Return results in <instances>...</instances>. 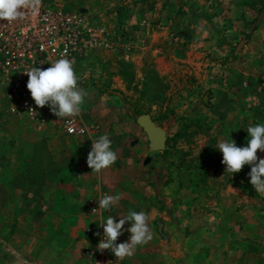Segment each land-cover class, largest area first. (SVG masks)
Instances as JSON below:
<instances>
[{
	"label": "rangeland",
	"instance_id": "1",
	"mask_svg": "<svg viewBox=\"0 0 264 264\" xmlns=\"http://www.w3.org/2000/svg\"><path fill=\"white\" fill-rule=\"evenodd\" d=\"M44 1L50 8L60 4L64 10H82L91 24L105 29L111 46L100 44L77 62L79 87L87 93L79 116L90 126L82 138L61 132L55 114L50 128L42 132L19 116L11 114L12 118H8V102L0 86V128H4L0 130V177L8 176L12 170L16 175L22 173L20 176L26 180L49 174L51 188H55L58 183H66L77 166H88L91 139L108 134L118 159L95 174L104 175L117 192L129 191V198L134 193L142 198L144 190H148L156 208L163 209L168 204L170 217L187 223L183 234L187 236L189 253L220 256L223 264H264V195L257 192L258 197L247 196L243 186L231 180L237 173L226 172L223 154L216 147L221 140L232 138L237 146H246V127L264 124V15L253 28L259 0H242L246 2V12L241 14L242 19L236 16V21L226 17L231 6L224 0ZM134 10L147 16L150 34L146 46L127 37L124 19ZM190 13L197 15L194 24L201 28L202 19V29L208 31L202 44L186 43L190 27L186 31L183 19ZM218 16L223 26L231 24L235 43L226 37L230 30L213 24L212 19ZM169 18L172 30L164 23ZM254 32L260 37L250 44ZM234 60H239L238 72L249 76L251 83L248 78L230 77L228 68ZM142 113L150 114L166 131L163 150L148 147L146 134L135 121ZM257 155L264 158V151ZM146 158L149 161L145 164ZM145 171L154 186L141 183ZM124 173L136 177L128 187L120 189V181L115 182V178ZM174 178L180 180V185L187 184L190 192L178 191L172 184ZM183 200L188 206L178 203ZM217 213L230 226L237 220L241 224L250 222L252 232L243 236L237 250L232 243L216 239L210 224ZM45 220L35 224L40 233ZM163 220L166 216L162 215L159 221ZM162 229H158L160 234ZM26 231L16 229L12 221L0 229L4 239L0 238L1 264H8L4 256H11L17 264H27L25 256H31L37 238ZM51 248L53 253L58 248L54 241ZM51 254L44 252V256ZM234 256H238L236 262Z\"/></svg>",
	"mask_w": 264,
	"mask_h": 264
},
{
	"label": "crops",
	"instance_id": "2",
	"mask_svg": "<svg viewBox=\"0 0 264 264\" xmlns=\"http://www.w3.org/2000/svg\"><path fill=\"white\" fill-rule=\"evenodd\" d=\"M224 2L229 3L231 6V12H228L227 18L236 21L237 18L235 17L239 16L242 19L241 17L246 12V2L242 0H224ZM196 16V14L190 13V17L188 15L183 19L186 22V31L190 27L186 43L200 41L202 44L207 37L208 31L202 29L203 20L201 19L200 21L202 23L201 28L194 24L197 21L194 19ZM256 16L257 13L255 14ZM221 19V16L212 19L216 28L222 29L224 21ZM147 23L149 24L145 14L137 13L135 10L131 11L124 19V24H126L124 26L128 29L129 33L127 37L129 39L132 38L133 43L138 42L142 46H146L145 43L148 44L150 34V25L148 26ZM164 23H166V26L168 24V27L172 30L170 18ZM228 25L230 26H223L227 30H230L229 34L226 33V37L228 41L235 43L236 40L234 32L231 30V24L228 23ZM162 28L165 29L167 27ZM168 34L167 31L166 36ZM258 36L260 37V35L254 32L250 44L254 43ZM114 38L115 36H113ZM239 64V60H234L231 63L228 68L230 77L241 80L248 78V82L251 83L249 76L245 77L242 71L238 72L236 67ZM5 113V116L12 118L7 109ZM3 129L0 128V130ZM84 165L87 164L84 162ZM12 172L8 176L0 177V229H4L7 222L10 224L12 221L13 224H16V229L19 231L26 229L28 235L33 236L35 239L37 238V245L36 248L31 250V256L24 257L27 264H85V248L96 245V234L88 236L86 234V227L99 221L102 217L105 218L103 214L89 215L85 208V201L95 194L104 193L120 196L118 203L111 208V215L116 218L117 222L121 218L120 216L127 215L130 210L144 211L150 216L148 223L153 232L152 240L145 245L137 246L134 254L130 257H125L120 264H223L220 256H193L189 253L186 250V247L189 245L186 239L187 236L183 234L187 223L176 219L175 216L171 218L170 215L172 213L168 210V204L163 206V209L156 208L153 204L152 194L148 190H144L142 198H137L135 193L134 195L132 194L133 198H129V195H131L129 191L126 190L124 192L121 190V192H117L104 175H101V177L96 175L89 166H77L71 176L65 179L66 183H58L55 188H51L52 181L50 182L49 174H46L44 177L40 175L38 179L33 178L32 182L17 185V182L20 181L19 175H16V170H12ZM143 174L145 180L141 183H151L154 186V182L152 183L149 179L148 171H145ZM134 177H136L135 174H120L115 178V182L119 180L120 186L118 187L123 189L128 187V182L134 180ZM173 182L176 184L177 190L183 192V194L190 192L187 184L180 185L178 178H174L172 184H174ZM115 186L117 187V184ZM178 203L188 206L184 200L178 201ZM162 215L163 217L166 216V220L159 221ZM223 217V215L220 216L217 213L210 227L214 230L217 240L221 241V243H232L235 251L241 245L243 236L252 232L248 227L250 222L241 224L237 220L236 222L234 221L235 224L230 226V223L226 222ZM167 219L168 225L166 223ZM42 220H45V223L40 233L36 230L37 226L35 224L37 221ZM158 222L162 223L163 234H160L158 230ZM130 223L127 222L125 224V229L130 226ZM167 228L169 229L168 232H166ZM43 231L48 232L50 236L46 237ZM129 236L130 233L124 231L118 237L117 243L128 240ZM5 241L7 242L8 240ZM53 241L58 246L55 253H53L54 249L51 248ZM46 250L52 253L51 256H44ZM4 257L8 261V264H17L11 256ZM237 258L234 256V262H236Z\"/></svg>",
	"mask_w": 264,
	"mask_h": 264
},
{
	"label": "built area",
	"instance_id": "3",
	"mask_svg": "<svg viewBox=\"0 0 264 264\" xmlns=\"http://www.w3.org/2000/svg\"><path fill=\"white\" fill-rule=\"evenodd\" d=\"M100 44L111 46L105 29L91 24L82 10H64L60 4L50 8L49 3L44 0L36 15L25 10L23 19L11 23L0 20V86L5 90L7 111L25 119L36 131H47L54 113L48 105L43 108L35 105L27 88L29 77L25 71L32 67H50V62L59 59L61 53H64L73 61L80 86L81 74L77 69V62ZM31 108L36 109V117L29 111ZM58 123V128L67 136L82 138L89 133L90 126L79 115L61 119L58 117ZM69 128L73 131L69 132ZM101 195L95 194L85 201L89 215L103 214L105 217L86 227L88 236L98 231L101 236L96 235L95 246L85 248V264H120L122 260L117 259L110 249L97 251V245L103 238V228L98 224L111 215V210L98 208ZM94 208H97L95 213Z\"/></svg>",
	"mask_w": 264,
	"mask_h": 264
},
{
	"label": "clouds",
	"instance_id": "4",
	"mask_svg": "<svg viewBox=\"0 0 264 264\" xmlns=\"http://www.w3.org/2000/svg\"><path fill=\"white\" fill-rule=\"evenodd\" d=\"M42 0H0V20L8 23L23 19L25 10L32 15L38 14ZM67 51V50H65ZM47 68L32 67L25 71L29 77L27 88L31 93L35 105L43 108L48 105L59 119L76 117L81 111L87 93L78 86L79 77L76 74L73 61L61 53L59 59L52 60ZM34 117L38 115L35 108L29 109ZM71 122V121H69ZM248 132L246 146H237L235 140H221L216 147L222 152V163L226 166L227 173H237L244 165H251L248 173L250 183L261 195H264V158L257 155L258 150L264 151V124L257 123L246 127ZM69 132L73 129L69 128ZM92 147L87 155V164L92 172L99 173L113 165L118 159V154L111 147L112 140L108 134L92 138ZM120 200L119 195L104 193L98 199V208L111 210ZM97 208L93 209V213ZM117 222L111 215L98 225L103 228V238L97 245V251L103 252L110 249L117 259L123 260L134 254L137 246L145 245L153 238L149 226L150 216L144 211L130 210L127 215L120 216ZM131 222L125 229V224ZM124 231L130 233L128 240L117 243ZM97 236H101L98 231Z\"/></svg>",
	"mask_w": 264,
	"mask_h": 264
},
{
	"label": "water",
	"instance_id": "5",
	"mask_svg": "<svg viewBox=\"0 0 264 264\" xmlns=\"http://www.w3.org/2000/svg\"><path fill=\"white\" fill-rule=\"evenodd\" d=\"M206 95L203 100L206 101ZM138 126L142 128L146 134L148 140V146L151 150L160 151L163 150L166 146L167 133L166 131L158 126L151 118L150 114L142 113L138 115L135 119ZM149 161V158H146L144 163L146 164ZM158 229L161 231L162 223L158 222Z\"/></svg>",
	"mask_w": 264,
	"mask_h": 264
},
{
	"label": "trees",
	"instance_id": "6",
	"mask_svg": "<svg viewBox=\"0 0 264 264\" xmlns=\"http://www.w3.org/2000/svg\"><path fill=\"white\" fill-rule=\"evenodd\" d=\"M259 3H260V5H259V7L257 9V16L254 18V21H253V22H255V25L253 27L254 29L257 28V25L259 24V21H260L259 17L261 15H264V0H259ZM261 21H264V18H262ZM259 151L260 150H258V152ZM258 152H257V154H258ZM250 171H251V165H247L246 164V165H244V167H243V169L241 171L237 172V174L231 178V180H233L237 184L242 185L244 190L246 191L247 196H257L258 197V193L255 192L256 190L254 189V187L250 183V177L248 175V173ZM20 175H22V173L19 174V179L21 181H20V183L18 181L17 185H22L23 183H28V182H32L33 181V178H30V179L26 180L25 178L21 177ZM0 238L2 240H4L1 236H0ZM0 245H2L1 240H0Z\"/></svg>",
	"mask_w": 264,
	"mask_h": 264
}]
</instances>
